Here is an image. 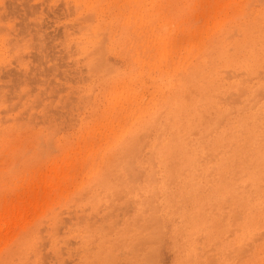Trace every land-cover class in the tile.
<instances>
[{"label":"rangeland","instance_id":"1","mask_svg":"<svg viewBox=\"0 0 264 264\" xmlns=\"http://www.w3.org/2000/svg\"><path fill=\"white\" fill-rule=\"evenodd\" d=\"M0 264H264V0H0Z\"/></svg>","mask_w":264,"mask_h":264},{"label":"bare ground","instance_id":"2","mask_svg":"<svg viewBox=\"0 0 264 264\" xmlns=\"http://www.w3.org/2000/svg\"><path fill=\"white\" fill-rule=\"evenodd\" d=\"M256 140H257V138H256Z\"/></svg>","mask_w":264,"mask_h":264}]
</instances>
